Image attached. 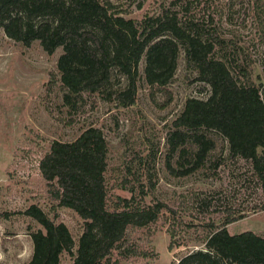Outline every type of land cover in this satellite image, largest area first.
I'll return each mask as SVG.
<instances>
[{
	"label": "trees",
	"instance_id": "trees-1",
	"mask_svg": "<svg viewBox=\"0 0 264 264\" xmlns=\"http://www.w3.org/2000/svg\"><path fill=\"white\" fill-rule=\"evenodd\" d=\"M195 1L175 0L159 14L136 20L124 17L110 1L0 0V30L25 47L38 41L49 55L62 49L57 69L67 91L63 101L73 107L83 94L114 96L121 107L135 104L143 59L145 82L164 91L173 82L184 52L187 68L210 87V95L187 99L172 123L168 143L179 153L174 174L188 176L206 165L217 147L208 132L216 131L228 142L232 158L251 163L263 200L247 213L229 211L221 223H210L205 248L189 252L177 264H264L263 236L231 235L227 228L248 213L264 211V86L254 83L246 68L235 67L215 15H201L197 7L201 0ZM116 77L125 83L111 91ZM108 153L103 131L94 126L74 141H52L40 170L57 202L53 211L58 207L75 211L84 221L83 231L73 252L68 227L31 205L25 214L42 229L31 234L33 254L27 264H61L64 253L71 256L72 264H108L129 227L157 219L158 211L139 202L133 205L132 199L117 197L110 208Z\"/></svg>",
	"mask_w": 264,
	"mask_h": 264
},
{
	"label": "rangeland",
	"instance_id": "rangeland-1",
	"mask_svg": "<svg viewBox=\"0 0 264 264\" xmlns=\"http://www.w3.org/2000/svg\"><path fill=\"white\" fill-rule=\"evenodd\" d=\"M102 1H110L124 17L140 20L159 14L175 0ZM200 3L201 15H215L235 67L246 68L253 82L264 86V0ZM61 54V48L47 54L38 41L25 47L0 30V264L30 261L31 234L42 229L25 214L34 204L68 227L76 252L84 221L68 208L53 211L57 202L42 176L40 160L52 141H74L89 126L100 128L109 144L110 208L121 197L158 211L154 222L128 228L108 264H177L189 252L205 248L210 223H221L229 211L247 213L263 200L251 163L232 158L228 142L216 131L208 132L217 147L206 165L188 176L174 174L179 153L168 143L172 123L187 99L210 95V87L187 68L184 52L173 82L164 91L145 82L143 59L136 102L128 107L107 94H83L74 107L65 105L67 91L57 69ZM124 83L116 77L109 89L115 91ZM218 162L222 164L216 167ZM227 228L231 235L254 232L264 237V211L248 213ZM61 264H72L68 253L62 255Z\"/></svg>",
	"mask_w": 264,
	"mask_h": 264
}]
</instances>
